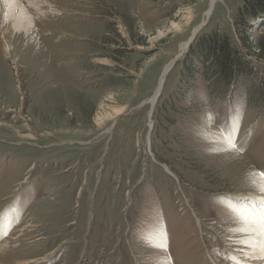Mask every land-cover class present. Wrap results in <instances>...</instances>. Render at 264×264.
Masks as SVG:
<instances>
[{
  "label": "rangeland",
  "instance_id": "rangeland-1",
  "mask_svg": "<svg viewBox=\"0 0 264 264\" xmlns=\"http://www.w3.org/2000/svg\"><path fill=\"white\" fill-rule=\"evenodd\" d=\"M209 2L51 0L62 15L28 34L5 24L0 263L248 264L228 205L256 209L233 194H263L251 174L264 172V26L248 49L235 27L245 0H218L208 17ZM212 29L244 54L231 85L208 71L213 57L185 60ZM173 58L149 128L143 101Z\"/></svg>",
  "mask_w": 264,
  "mask_h": 264
},
{
  "label": "bare ground",
  "instance_id": "bare-ground-1",
  "mask_svg": "<svg viewBox=\"0 0 264 264\" xmlns=\"http://www.w3.org/2000/svg\"><path fill=\"white\" fill-rule=\"evenodd\" d=\"M217 1L218 0H210L209 7L205 12V16H208V17L210 16L212 11L214 10V7ZM50 2L51 0H0V17H2V14H6L3 16V18H5L6 20L5 23L2 24L0 21V39L2 42L1 47L3 51L5 52L4 54L6 56L11 57L10 54H11L12 44L9 40L6 39V33H4V31L7 29L8 26L5 24L9 25V22H10V29L12 30V32H23L24 34H28L32 30V28L37 27L38 24L42 23L40 22L41 20H47L49 15H57V16L62 15L63 11L61 9L53 7V5ZM48 34L50 33H47V35ZM194 35L195 34L193 33L192 37H190L191 39L189 38L190 40L188 39L187 41H184L179 45V50H178L179 54L186 49L188 43L192 40ZM13 60H15V58H13ZM175 61L176 59L173 58L163 67L161 76L159 77L158 84L153 94L148 99L143 101V102L150 104V110L148 111V118H150L149 128L152 127L151 115H152L153 109L151 110V106H153L154 108V104L157 101L158 97L160 96L162 89L164 87L166 76L171 70V68L173 67ZM12 63L15 64L14 61ZM123 113L124 112L122 108L114 110L113 117L120 116ZM106 117H107L106 115H101L98 118L100 121H102ZM208 124L211 125V122H209ZM233 195L234 197H238V199H249V201H251L252 204H254L256 209L255 208H253L254 210L249 209L248 210L249 212L264 214V209L261 208L263 207L261 205H264V193L259 194L256 191L244 189V190H238ZM186 200L188 203V199ZM38 201H41V200L39 199ZM189 207L191 208V206ZM0 222H1L0 233H2L3 229L6 228L5 224L7 222L3 223L2 217H0ZM20 223L21 222H19V224ZM248 226L252 228L257 227V225H255L254 223L249 224ZM3 241L4 242L0 243V250L6 247V243H5L6 240L4 239ZM256 255H259L258 250L256 251ZM251 256H252V252L250 250V252L246 255V258L243 261H245L248 264H264V261H261L259 259H252ZM208 257L213 261L214 258L211 254L208 253ZM34 262H36L35 259L20 258V259H17L14 264H29V263H34ZM0 264H3V263L1 262Z\"/></svg>",
  "mask_w": 264,
  "mask_h": 264
},
{
  "label": "trees",
  "instance_id": "trees-1",
  "mask_svg": "<svg viewBox=\"0 0 264 264\" xmlns=\"http://www.w3.org/2000/svg\"><path fill=\"white\" fill-rule=\"evenodd\" d=\"M239 13L241 15L236 17L235 20L236 32L242 44L251 49L252 42L249 38L251 28L256 27L257 22H260V25L264 26V0H245V3L241 5ZM242 13L248 16L252 24L245 21ZM263 41L264 36L258 40V44L262 48H260L262 50L261 54L264 53ZM243 55V52L239 51L237 44L233 45V43H229L224 33L221 35L217 29H212L211 32L203 33L195 38L185 60L191 62L192 59L200 56L205 62L208 58L213 57L214 62L210 65V68L208 67V71H212L223 83L228 82L231 85L235 81V77L237 78L239 74L245 72L244 61L241 62V56Z\"/></svg>",
  "mask_w": 264,
  "mask_h": 264
},
{
  "label": "snow or ice",
  "instance_id": "snow-or-ice-1",
  "mask_svg": "<svg viewBox=\"0 0 264 264\" xmlns=\"http://www.w3.org/2000/svg\"><path fill=\"white\" fill-rule=\"evenodd\" d=\"M228 143L231 147H235L234 143L231 140V137L228 138ZM257 176L259 179H257ZM251 182L253 185L259 188V191L264 193V172L253 173L251 174ZM232 212L237 215L245 224V227L241 231L248 233V240L245 241L248 248L252 252V259H259L264 261V214L256 213L253 214L247 209L241 210L234 203H229L228 205ZM255 224L257 227H249V224ZM259 251V255H256V251ZM247 255V253H246ZM230 260H236L234 256L229 257ZM239 264V262H237Z\"/></svg>",
  "mask_w": 264,
  "mask_h": 264
},
{
  "label": "water",
  "instance_id": "water-1",
  "mask_svg": "<svg viewBox=\"0 0 264 264\" xmlns=\"http://www.w3.org/2000/svg\"><path fill=\"white\" fill-rule=\"evenodd\" d=\"M189 44V43H188ZM153 109V106H151V110Z\"/></svg>",
  "mask_w": 264,
  "mask_h": 264
}]
</instances>
